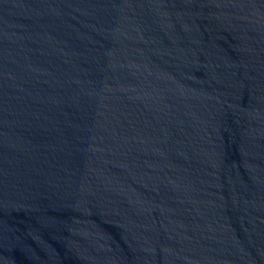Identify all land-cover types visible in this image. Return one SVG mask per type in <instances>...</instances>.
<instances>
[{
	"label": "water",
	"instance_id": "water-1",
	"mask_svg": "<svg viewBox=\"0 0 264 264\" xmlns=\"http://www.w3.org/2000/svg\"><path fill=\"white\" fill-rule=\"evenodd\" d=\"M0 264H264V0H0Z\"/></svg>",
	"mask_w": 264,
	"mask_h": 264
}]
</instances>
